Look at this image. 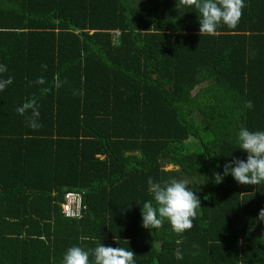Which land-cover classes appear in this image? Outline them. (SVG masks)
I'll list each match as a JSON object with an SVG mask.
<instances>
[{"label":"trees","instance_id":"16d2710c","mask_svg":"<svg viewBox=\"0 0 264 264\" xmlns=\"http://www.w3.org/2000/svg\"><path fill=\"white\" fill-rule=\"evenodd\" d=\"M245 5L238 27L201 36L178 0H0V79L14 78L0 91V264L98 244L136 264H264V184L215 181L247 159L239 130L264 131V0ZM33 98L38 128L17 112ZM150 177L188 182L191 230L143 227ZM67 192L80 218L64 216Z\"/></svg>","mask_w":264,"mask_h":264},{"label":"clouds","instance_id":"9594fccd","mask_svg":"<svg viewBox=\"0 0 264 264\" xmlns=\"http://www.w3.org/2000/svg\"><path fill=\"white\" fill-rule=\"evenodd\" d=\"M178 6L197 10L201 36L217 35L218 28L222 25L235 29L246 7L245 0H178ZM6 72L7 67L0 65V74ZM13 79V77L0 79V91L11 85ZM36 83L43 85L46 81L40 78ZM61 84L56 86L59 87ZM48 91V88L41 89L42 94ZM246 107L252 108V101H248ZM17 112L26 116L30 127H40L37 123L39 108L35 98L18 107ZM29 112L31 115H27ZM237 139L239 149L247 154V159L235 158L226 163L224 174L221 175L218 172L215 174L216 183H221L224 177L230 174L241 185L260 186L264 184V131H250L247 128H241ZM148 186L153 199L145 202L141 209L144 228L160 229L167 221L175 233L183 235L194 227L193 222L199 214L201 201L189 188L187 181L172 178L162 184L150 177ZM258 219L264 220V209L259 211ZM175 255L177 259H183L179 250ZM135 256L136 253L133 250L123 247L98 244L94 249L85 250L79 246H72L65 252L62 264H136Z\"/></svg>","mask_w":264,"mask_h":264},{"label":"built area","instance_id":"2783aa9c","mask_svg":"<svg viewBox=\"0 0 264 264\" xmlns=\"http://www.w3.org/2000/svg\"><path fill=\"white\" fill-rule=\"evenodd\" d=\"M60 206L65 217L80 218L81 211L84 209L82 195L77 192H67Z\"/></svg>","mask_w":264,"mask_h":264},{"label":"rangeland","instance_id":"374dc122","mask_svg":"<svg viewBox=\"0 0 264 264\" xmlns=\"http://www.w3.org/2000/svg\"><path fill=\"white\" fill-rule=\"evenodd\" d=\"M174 159H177V157H175ZM171 168V166L167 167V169Z\"/></svg>","mask_w":264,"mask_h":264}]
</instances>
